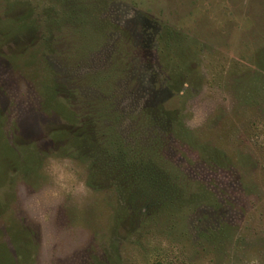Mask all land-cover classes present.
I'll list each match as a JSON object with an SVG mask.
<instances>
[{
    "label": "rangeland",
    "instance_id": "374dc122",
    "mask_svg": "<svg viewBox=\"0 0 264 264\" xmlns=\"http://www.w3.org/2000/svg\"><path fill=\"white\" fill-rule=\"evenodd\" d=\"M0 264H264V0H0Z\"/></svg>",
    "mask_w": 264,
    "mask_h": 264
},
{
    "label": "trees",
    "instance_id": "16d2710c",
    "mask_svg": "<svg viewBox=\"0 0 264 264\" xmlns=\"http://www.w3.org/2000/svg\"><path fill=\"white\" fill-rule=\"evenodd\" d=\"M103 106V101L94 105L93 110L96 112L95 116L97 118H99L98 113L101 112L103 114ZM110 115H112L111 112ZM91 124L92 123L87 124L89 128H87L88 130L85 132L89 134L90 142L97 153V157L100 159H113V169L111 171L112 177L114 179L116 177L118 180L124 179L125 183L127 181L128 190L129 185L136 182L137 185L139 184V186H141V183L145 181V176L147 175H149L150 182L154 184L156 179H154V176L152 175H156V172H160L166 178H169L168 171L166 169V160L158 149L160 143L153 141L144 145L143 143L135 144L136 142L124 143V140L120 139L121 136L119 135L117 129L114 130L111 127L113 124L108 126L106 123L100 126L101 134L98 135L97 138V135L95 136L94 134L93 128L97 127L98 124H94V126ZM98 170L101 171L102 169L98 168Z\"/></svg>",
    "mask_w": 264,
    "mask_h": 264
}]
</instances>
